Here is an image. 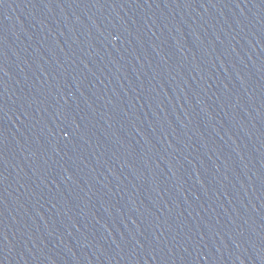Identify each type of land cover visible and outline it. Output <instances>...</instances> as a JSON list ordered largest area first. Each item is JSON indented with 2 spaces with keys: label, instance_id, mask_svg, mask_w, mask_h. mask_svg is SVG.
<instances>
[{
  "label": "water",
  "instance_id": "1",
  "mask_svg": "<svg viewBox=\"0 0 264 264\" xmlns=\"http://www.w3.org/2000/svg\"><path fill=\"white\" fill-rule=\"evenodd\" d=\"M0 264H264V0H0Z\"/></svg>",
  "mask_w": 264,
  "mask_h": 264
}]
</instances>
